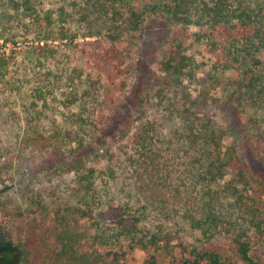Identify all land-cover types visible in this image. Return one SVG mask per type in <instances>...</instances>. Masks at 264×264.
Masks as SVG:
<instances>
[{"label": "trees", "instance_id": "16d2710c", "mask_svg": "<svg viewBox=\"0 0 264 264\" xmlns=\"http://www.w3.org/2000/svg\"><path fill=\"white\" fill-rule=\"evenodd\" d=\"M49 2L52 6L45 9ZM53 3L0 0V38L15 44L17 36L10 29L30 27L34 36L28 47L31 53H42L45 60L52 54L57 66L63 57L67 61V54H60L62 47L72 51L79 45L90 47L81 49L80 55L84 67L98 71L99 81L105 85L103 102L109 115L97 120L84 138L83 128L90 125L94 112L93 108L89 115L79 111L73 116L79 129L56 137L66 140L72 133L76 138L73 145L72 141L71 145L70 142L63 145L66 151L63 164L58 167L74 173L82 204L78 213L92 222L98 243L106 246L128 243L144 249L162 245L170 264L239 261L256 264L249 256L250 240L245 235L254 225L252 217L245 216V196L236 192L232 184L222 181L225 175L242 176L243 172L252 171L264 186V162L254 164V156L247 151L254 130L260 136L254 140L264 141V131H259L264 126V0H59ZM151 23L165 27L162 43L167 42V47L162 46L163 66L168 75L175 73L173 77L179 83L181 98L173 103L172 114L165 116L173 124L177 121L172 137L163 140L164 136L154 135L151 129L153 139L166 148L176 144L170 152L175 159L171 164L178 166L179 177L174 188L178 190L179 200L170 203L140 187L142 196L133 199L134 194H129L126 200L112 206L108 185L115 178L114 171L91 168L86 160L90 155L96 156L97 141L105 142L113 134H105L113 121L124 113L132 118L126 102L130 95L122 94L127 82L122 64L124 50L129 36L142 34ZM6 30L8 36L2 35ZM68 80L78 91L85 90L87 79L74 81L69 77ZM193 80L203 85L198 94L185 91V84L181 83ZM212 88L223 92V101L218 105L219 120L206 117L211 105L205 103L215 102L208 95ZM85 94L91 93L85 91ZM198 97L205 101V106L197 101ZM197 109L202 116H197ZM234 116L239 121L238 127ZM143 144L136 151L138 158L154 163L145 149L148 144ZM107 170L108 179L102 182V174ZM103 203L113 215L100 223L92 212ZM178 225L181 227L176 229ZM184 236H189L191 243ZM172 240L179 241L176 251L169 246ZM17 254V247L5 229H0V264H19ZM152 259L156 258L152 256Z\"/></svg>", "mask_w": 264, "mask_h": 264}, {"label": "rangeland", "instance_id": "374dc122", "mask_svg": "<svg viewBox=\"0 0 264 264\" xmlns=\"http://www.w3.org/2000/svg\"><path fill=\"white\" fill-rule=\"evenodd\" d=\"M51 6V2L46 3L45 9ZM165 32V27L159 23H151L142 34H133L127 39L122 63L127 82L122 94L130 95L126 102L132 118L124 113L116 123L110 124L111 127L107 126L105 134H113L105 142L97 141L96 156L90 155L86 160L91 168L114 171L115 178L108 185L112 206L126 200L129 194H134L133 199L142 196L140 187H146L148 193L160 195L170 203L179 200L178 190L174 188L179 177L178 166L171 164L175 159L170 152L176 144L166 148L151 134L153 129L154 135L164 136L163 140L172 137L177 121L173 124L165 116L172 114L173 103L181 98L179 83L173 77L175 73L168 75L163 66L162 46L167 47V42L162 43ZM10 33L17 36L15 44L0 38V229H5L17 247L19 264H170L162 245L144 249L128 243L117 246L98 243L92 222L78 213L82 204L74 173L59 170L66 151L63 145L76 142L72 133L79 126L73 116L79 111L89 115L93 108L90 125L83 128L85 138L93 130L92 125L102 117L107 118L110 112L103 102L105 85L99 81L98 71L84 67L80 55L81 49L90 47L79 45L73 51L62 47L60 54H67V61L63 60V55H56L63 57L57 66L52 60L54 55L50 54L45 60L42 53H31L28 47L34 36L30 27L11 28ZM2 35L8 36V30ZM79 42L81 44L82 40ZM69 77L74 81L87 79L85 90L78 91ZM181 83L185 84V91L194 94L203 87L195 80ZM85 91L91 93L90 96H86ZM208 93L215 99L214 103H205L201 97L197 101L211 105L210 112L206 111L207 118L219 120L221 107L218 105L223 101V92L212 88ZM195 112L197 116L203 114L198 109ZM233 121L235 126L239 125L235 116ZM65 131L72 132L70 139L56 137ZM259 131H264V126ZM254 137H260L255 130L247 151L254 156V164L263 163L264 141L254 140ZM143 138L148 140L142 142ZM143 143L148 144L145 149L154 163L138 158L136 151ZM51 168L56 170L47 172ZM107 173L108 170L102 174V182L108 179ZM222 182L232 184L236 192L245 196V216L248 219L251 216L254 221L245 234L250 240L249 256L254 263L264 264V186L252 171H245L242 176L225 175ZM92 215L105 223L113 212L103 203ZM184 237L191 243L189 236ZM178 245V240H172L169 246L176 251Z\"/></svg>", "mask_w": 264, "mask_h": 264}]
</instances>
